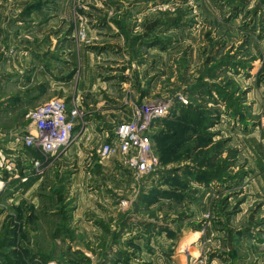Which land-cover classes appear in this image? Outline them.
Masks as SVG:
<instances>
[{"label": "rangeland", "instance_id": "obj_1", "mask_svg": "<svg viewBox=\"0 0 264 264\" xmlns=\"http://www.w3.org/2000/svg\"><path fill=\"white\" fill-rule=\"evenodd\" d=\"M56 94L69 145L26 147ZM128 119L141 178L99 153ZM194 231L190 264H264V0H0V264H174Z\"/></svg>", "mask_w": 264, "mask_h": 264}, {"label": "built area", "instance_id": "obj_2", "mask_svg": "<svg viewBox=\"0 0 264 264\" xmlns=\"http://www.w3.org/2000/svg\"><path fill=\"white\" fill-rule=\"evenodd\" d=\"M166 108L161 104H152L143 112L137 111V115L144 113L156 117L164 114ZM80 114L76 107L61 98L50 99L32 108L28 116L34 126L24 135L23 144L42 153L65 150ZM142 132L136 121H121L114 130L113 138L100 146V155L117 158L137 178L151 174L158 167V157L149 138Z\"/></svg>", "mask_w": 264, "mask_h": 264}, {"label": "crops", "instance_id": "obj_3", "mask_svg": "<svg viewBox=\"0 0 264 264\" xmlns=\"http://www.w3.org/2000/svg\"><path fill=\"white\" fill-rule=\"evenodd\" d=\"M68 52L69 50H65V52ZM5 56H6V59H7V65L8 64H13L14 66H16L17 65V61H15V63L13 62V54L11 55V56H8L7 57V54H5ZM71 56V55H70ZM70 56H68V57H70ZM16 76V72L14 71L13 72V78ZM91 78H93V82H94V80L96 81V76H95V74H92V73H89V72H87V74L85 75V78H84V76L83 77H81L80 78V80H79V82H78V86H77V92H83V91H86L89 87H90V85L92 86V85H94L93 83H91L90 85L88 84V85H86L87 84V82H89V81H91ZM87 81V82H86ZM59 85V84H58ZM95 85H96V83H95ZM6 93H8V92H6ZM6 93H3L2 94V98H5L6 96H7V94ZM15 93H16V91H13V94L15 95ZM53 98H61V99H65V97H66V94H62V95H55V96H52ZM53 98H51V99H53ZM66 100V99H65ZM13 111H15L14 113H17V109H15V110H13ZM105 128H109L110 127V125H108V124H105V125H103ZM88 129H89V127L88 128H86V130H85V132H83V136H84V134L86 133V131H88ZM113 136H114V131H113V135H112V138H113ZM79 143V141L76 143V144H78ZM81 143V142H80ZM74 148V146H72V147H70V149L69 150H71V149H73ZM109 158V157H108ZM111 159L113 160V161H116V163H120L119 161H118V159L117 158H114V157H111ZM92 193V192H91ZM88 196H90V194L88 195ZM191 232V231H190ZM186 233V232H185ZM194 233V236L192 237V238H190L188 241H187V239H185V241L184 240H179L178 241V243L176 244V248H177V251H178V253L177 254H172V255H170V260L174 263V264H190L189 262L191 261V260H193L195 257H197L198 256V254L200 253V250H199V248H198V245H199V242H200V240H199V237H201L200 236V233L198 232V231H194L193 232ZM192 233V234H193ZM189 234V233H188ZM188 234H185L184 235V237H186ZM224 241H227V240H224ZM231 241H233V242H231V243H236L235 242V240H231ZM239 244H241V243H239ZM183 247L185 248L184 250H186V251H183ZM176 257H178L180 260H177V259H175ZM193 263V262H192ZM151 264V263H150ZM207 264H223L218 258H216V257H211V259H209L208 260V263Z\"/></svg>", "mask_w": 264, "mask_h": 264}]
</instances>
